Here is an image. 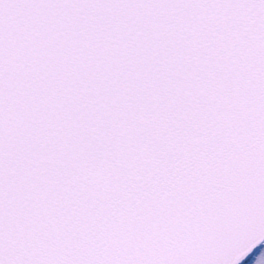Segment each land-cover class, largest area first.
Here are the masks:
<instances>
[{"label":"snow or ice","instance_id":"obj_1","mask_svg":"<svg viewBox=\"0 0 264 264\" xmlns=\"http://www.w3.org/2000/svg\"><path fill=\"white\" fill-rule=\"evenodd\" d=\"M0 264H264V0H0Z\"/></svg>","mask_w":264,"mask_h":264}]
</instances>
